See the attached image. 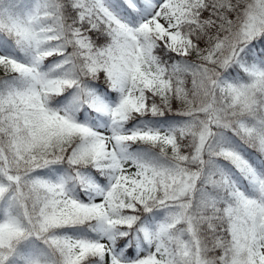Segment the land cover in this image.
<instances>
[{
	"label": "snow or ice",
	"instance_id": "snow-or-ice-1",
	"mask_svg": "<svg viewBox=\"0 0 264 264\" xmlns=\"http://www.w3.org/2000/svg\"><path fill=\"white\" fill-rule=\"evenodd\" d=\"M0 264H264V0H0Z\"/></svg>",
	"mask_w": 264,
	"mask_h": 264
}]
</instances>
